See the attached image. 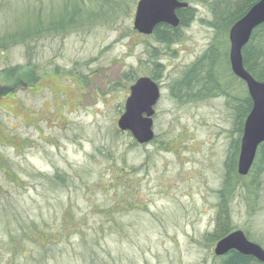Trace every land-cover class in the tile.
<instances>
[{"label":"rangeland","instance_id":"obj_1","mask_svg":"<svg viewBox=\"0 0 264 264\" xmlns=\"http://www.w3.org/2000/svg\"><path fill=\"white\" fill-rule=\"evenodd\" d=\"M33 1L7 3L0 16V34L4 32L1 29L16 27L17 14L33 11ZM138 1L132 14L116 25H98L59 39L40 40L30 51L26 47L0 51V155L5 158L4 169L8 170L6 174L0 167V207L19 204L36 227L47 232L56 228L65 234L68 209L63 203L72 198L73 212L81 219L79 227L88 230V223L95 225V221L88 215L87 206L96 197L88 190L84 192L81 186L54 193L44 184L43 177L55 175L59 168L70 178H77L76 172L86 169L88 172L82 177L93 189L97 187L93 174L96 170L89 168L105 169L108 165L105 160L92 163V157L100 152L103 157L119 152L132 164L142 166L138 178L141 196L136 199L137 212L125 217L132 239L122 243L119 251L134 257V261L116 256V242L110 240L111 261L219 264L220 258L214 254L217 243H209L207 236L216 223V192L222 184L227 151L238 138L234 114L226 105L227 96L217 93L181 104L169 88L212 42L214 32L201 22L210 20V14L206 7L194 3L195 21L183 30V40L166 50L156 45L153 38L134 30ZM43 8L49 11L50 0L44 1ZM154 49L158 51L157 61L165 66L160 81L161 99L154 117L156 138L150 144L136 146L132 137L118 130L117 123L131 86L138 78L149 77ZM217 62L221 84L234 83L237 88L234 87L232 96L241 98L245 91L228 74L226 54ZM127 73L133 75L127 77ZM21 84L23 87L18 88ZM8 172L18 176L20 185ZM103 174L109 180V173ZM249 175L247 182L251 180ZM260 179L262 185L255 203L233 198L228 207L233 232L247 229L252 238L264 242V166ZM71 218L76 220L74 215ZM133 221L135 228L130 226ZM71 223L70 227H78L75 221ZM1 229L0 245L6 247ZM41 243L36 241V245ZM65 243L53 249L58 252ZM131 244H135L134 249ZM29 246L33 248L32 243ZM4 247H0V253L3 252L4 264H9ZM76 248L78 251L71 252L73 247H68L74 264H85L80 246ZM59 257L56 255L49 264H63Z\"/></svg>","mask_w":264,"mask_h":264},{"label":"trees","instance_id":"obj_2","mask_svg":"<svg viewBox=\"0 0 264 264\" xmlns=\"http://www.w3.org/2000/svg\"><path fill=\"white\" fill-rule=\"evenodd\" d=\"M10 1L0 0V5L4 3L0 7V16L3 14L5 5ZM44 1H33V6H35L33 11H24L17 14L18 17L15 21L17 25L14 29L7 31L1 29L4 32L0 34V51H8L15 47H26L30 51L31 47L34 44H38L40 40L59 39L68 34L91 29L98 25H116L123 17L132 14V10L138 0H50L51 8L49 11L43 8ZM259 1L188 0L190 7L178 12L180 19V27L178 29L160 26L151 37L156 45L159 44L163 49L169 50L183 40V30L189 28L195 21L196 9L192 6L194 3L206 7L209 11L210 20L201 22H204L206 28L214 32L212 42L200 58L183 72L179 80L173 81L169 88H171L175 101L177 100L176 102L181 104L184 101L186 103L201 101L200 97L207 99L217 93L227 96L226 105L234 114L233 118L237 127L238 138L233 141L231 148L227 151L222 184L216 192L218 199L216 223L213 232L207 236V241L211 244L218 243L233 233L234 227L231 222L229 202L233 198H237L244 200L248 204L255 203L259 197L262 185L260 176L264 166V145L258 150L255 164L249 175L251 179L249 182L246 181V177H241L237 171L241 137L245 121L252 109V101L248 95L246 85L233 76L229 64L230 29ZM91 2L95 3V6H92ZM98 3L102 5L96 7ZM104 7H109L110 10L105 11ZM223 37H226V42H223ZM222 54H226L227 57L228 74L242 86L244 89L243 93L245 91L241 98L232 96L233 91L236 90L234 83L227 84L224 82V85L221 84L223 81L220 78L221 76H219L217 61L220 60ZM151 56L155 60L148 75L152 80L160 84L161 78L165 73V66L157 61L159 56L157 49H154V53ZM243 60L244 67L249 74L256 81L264 83V25L253 33L250 43L243 50ZM127 74V77L133 75ZM21 87H23L22 84L18 88ZM178 99L181 101H178ZM125 134H128L126 137H132L129 133ZM132 143L136 146L139 145L135 140ZM112 150L114 151V149ZM100 154L101 152L99 155L92 157V163L99 164L105 160L108 166L105 169L89 168L91 171L96 170L93 173L96 176L94 185L97 186L96 188L92 189L89 187L86 183L87 181L82 177L88 172L83 168L79 169L83 170L76 172L77 178H70L68 173L61 172L59 168L55 169V175L43 177L44 184L48 185L49 191L53 190L54 193L60 194L64 191H70L72 188L76 190L81 186L84 192L88 190L92 197H96L87 206L90 210L88 215L93 216L95 221V225L92 223L89 225L88 223V230H84L85 227H79L81 219L76 218V214L73 212V207L71 206L72 198L65 204L63 203L64 208L68 209L65 220L67 232L65 234H62L63 232L56 230V228L53 230L50 228L49 232H47L43 227H36V222L19 204H17L18 206L4 204L0 207L1 235L7 241L8 246L4 247L1 244L0 247H4V251L8 255L9 264H49L56 255L60 256L59 259H62L63 264H74L68 247H73L71 252H76L78 251L77 246L78 248L80 246L79 252L85 264H119L117 260L111 261L113 257L108 248V241L116 242L115 250L119 253L120 245L122 243L126 244V240L132 239L127 232L128 224L125 217L128 214L137 212L134 207H137L136 199L141 196L140 180L138 178L142 166L132 164L125 158V155L119 152H115V154L113 152V155L106 157ZM4 160L5 158L0 155V167L3 169L7 167ZM6 170L5 168L3 172L7 174ZM105 172L109 173V180L104 179L106 175L103 173ZM9 175L17 183L16 185H20L18 176L14 175L13 172L12 174L9 173ZM77 179L78 181H76ZM75 199L77 200L79 197ZM72 215L75 216L76 220L71 218ZM71 220L75 221L78 227H70L73 226ZM61 222L64 224L63 221ZM134 224L135 222L133 221L132 225H130L131 228H135ZM243 230L250 241L264 248V242L252 238L249 230ZM88 231H91V233ZM69 232L70 234H68ZM37 240H41L42 243L36 245ZM63 241L66 242L65 247L58 252L55 251L53 247L58 246ZM31 243L33 244L32 249L29 246ZM67 245L69 246L67 247ZM130 246L132 249L135 248V244ZM115 255L127 257L130 263L134 261V257L126 256L123 251ZM2 256L3 252L0 253V264H4ZM253 263L255 261L249 257H244L237 252H230L226 257L220 258L219 264Z\"/></svg>","mask_w":264,"mask_h":264},{"label":"water","instance_id":"obj_3","mask_svg":"<svg viewBox=\"0 0 264 264\" xmlns=\"http://www.w3.org/2000/svg\"><path fill=\"white\" fill-rule=\"evenodd\" d=\"M189 7L185 0H139L133 28L139 34L152 36L160 26L172 29L180 27L178 12ZM264 25V0H260L236 22L229 32L230 66L235 77L243 81L252 101L241 139L238 174L248 176L260 146L264 144V83L256 81L244 67L243 50L250 43L253 33ZM159 85L148 77H142L130 89L124 114L118 121V129L128 132L139 145L151 143L155 138V108L160 100ZM230 252L255 259L264 264V250L248 240L242 231H236L219 241L215 248L217 257Z\"/></svg>","mask_w":264,"mask_h":264},{"label":"flooded vegetation","instance_id":"obj_4","mask_svg":"<svg viewBox=\"0 0 264 264\" xmlns=\"http://www.w3.org/2000/svg\"><path fill=\"white\" fill-rule=\"evenodd\" d=\"M252 259V258H251Z\"/></svg>","mask_w":264,"mask_h":264}]
</instances>
